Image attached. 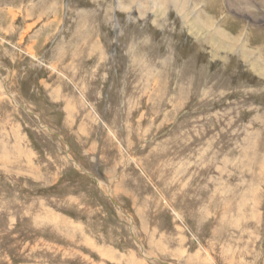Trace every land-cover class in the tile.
I'll return each instance as SVG.
<instances>
[{
	"label": "rangeland",
	"instance_id": "obj_1",
	"mask_svg": "<svg viewBox=\"0 0 264 264\" xmlns=\"http://www.w3.org/2000/svg\"><path fill=\"white\" fill-rule=\"evenodd\" d=\"M0 264H264V0H0Z\"/></svg>",
	"mask_w": 264,
	"mask_h": 264
},
{
	"label": "bare ground",
	"instance_id": "obj_2",
	"mask_svg": "<svg viewBox=\"0 0 264 264\" xmlns=\"http://www.w3.org/2000/svg\"><path fill=\"white\" fill-rule=\"evenodd\" d=\"M199 33V32H198ZM216 34V33H215ZM220 34V33H219ZM219 36H221V35H219ZM222 37V36H221ZM226 40V39H225ZM202 93V92H201ZM133 115V114H132ZM150 127V126H149ZM219 208V207H218ZM205 211V210H204ZM222 212V211H221ZM62 221V220H61ZM72 239V238H71ZM201 255V254H200Z\"/></svg>",
	"mask_w": 264,
	"mask_h": 264
}]
</instances>
